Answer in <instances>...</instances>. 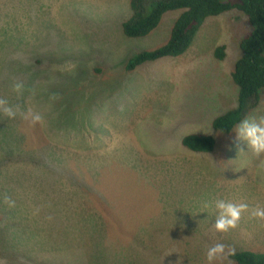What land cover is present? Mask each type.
<instances>
[{"label": "rangeland", "instance_id": "rangeland-1", "mask_svg": "<svg viewBox=\"0 0 264 264\" xmlns=\"http://www.w3.org/2000/svg\"><path fill=\"white\" fill-rule=\"evenodd\" d=\"M129 3L0 0V99L18 106L0 112V264H208L216 243L264 254V222L250 215L264 208V155L235 139L237 125H211L237 106L230 73L251 25L238 9L209 17L182 55L126 70L178 15L129 38ZM249 113L264 116V94ZM193 133L215 150L183 147ZM219 200L249 208L226 233Z\"/></svg>", "mask_w": 264, "mask_h": 264}, {"label": "trees", "instance_id": "trees-1", "mask_svg": "<svg viewBox=\"0 0 264 264\" xmlns=\"http://www.w3.org/2000/svg\"><path fill=\"white\" fill-rule=\"evenodd\" d=\"M131 16L122 23V32L129 38H141L160 24L168 12H178L169 29L168 39L152 50L135 54L126 65V70L155 62L164 57H178L191 44L194 36L209 17H217L233 9L240 10L252 30L239 42L240 56L230 77L237 87V106L212 120V129L229 133L252 109L257 108L264 94V0H130ZM225 48L217 46L216 60L225 57ZM261 92V93H260ZM211 135L191 134L182 138V146L197 153L215 150ZM34 254L40 247L32 246ZM13 251V249H9ZM237 264H264V254L249 250L231 256Z\"/></svg>", "mask_w": 264, "mask_h": 264}, {"label": "clouds", "instance_id": "clouds-1", "mask_svg": "<svg viewBox=\"0 0 264 264\" xmlns=\"http://www.w3.org/2000/svg\"><path fill=\"white\" fill-rule=\"evenodd\" d=\"M23 87L22 83H16L13 86V90L17 93H22ZM17 110H14L9 106L6 100L0 99V112L7 117L15 118ZM22 116L25 120H30L32 124L41 123L43 120V117L39 113H35L32 110L22 113ZM234 132L236 134L235 139L238 142H245L247 147L257 156L264 155V116L259 117L258 120L247 118L242 120L237 125ZM262 163H264V161H262ZM216 209L218 210V215L214 227L217 232L220 233H226L230 229L236 228L241 218V214L249 210L247 204H234L223 200L216 202ZM250 215L259 221L264 222V208L256 207L251 210ZM234 254V249L223 243H216L207 249L206 259L208 264H224V262Z\"/></svg>", "mask_w": 264, "mask_h": 264}, {"label": "crops", "instance_id": "crops-1", "mask_svg": "<svg viewBox=\"0 0 264 264\" xmlns=\"http://www.w3.org/2000/svg\"><path fill=\"white\" fill-rule=\"evenodd\" d=\"M213 119H214V118H213ZM213 119H212V120H213ZM215 145H216V142H215Z\"/></svg>", "mask_w": 264, "mask_h": 264}]
</instances>
